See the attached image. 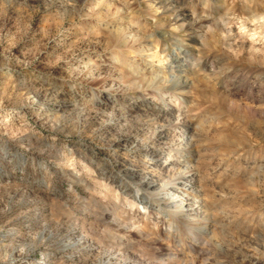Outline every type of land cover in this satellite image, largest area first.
I'll list each match as a JSON object with an SVG mask.
<instances>
[{
	"label": "rangeland",
	"instance_id": "374dc122",
	"mask_svg": "<svg viewBox=\"0 0 264 264\" xmlns=\"http://www.w3.org/2000/svg\"><path fill=\"white\" fill-rule=\"evenodd\" d=\"M262 18L0 0V264H264Z\"/></svg>",
	"mask_w": 264,
	"mask_h": 264
},
{
	"label": "bare ground",
	"instance_id": "6f19581e",
	"mask_svg": "<svg viewBox=\"0 0 264 264\" xmlns=\"http://www.w3.org/2000/svg\"><path fill=\"white\" fill-rule=\"evenodd\" d=\"M262 19H264V18H262ZM126 37V36H125ZM127 39V38H126ZM152 57H155L154 55L152 56ZM175 59H178V57L177 56H175L174 57ZM159 65H160V67H162L164 64H163V62H160L159 63ZM155 79V78H154ZM179 82V81H178ZM181 86H184L185 85V82H182L181 84H180ZM173 87V86H172ZM171 89V88H170ZM184 135V134H183ZM181 174V173H180ZM179 174V176H176L177 178L176 179H179L180 178V175ZM178 175V174H177ZM147 182V181H146ZM187 183V182H186ZM183 184V182H180L178 185H179V187L178 188H183V187H186V186H188V183L187 184ZM145 184V187L147 188V187H149L151 184H152V182H147V183H144ZM190 184V183H189ZM191 185V184H190ZM167 186V184H163V186L161 187V189H160V192H157V194H156V196L157 197H162V196H165V187ZM168 190H170V189H173V187L172 186H170V187H168L167 188ZM143 190H144V188H143ZM177 196V195H176ZM160 199V198H159ZM163 198H161V200H162ZM172 199H170V201H171ZM174 203V204H176L177 206L176 207H174L175 209L173 210V212L175 213L174 214V216H178V215H180V213H182L181 212V209L183 208V206H181L182 205V201H180V200H176V201H171V203ZM181 202V203H180ZM170 203V202H169ZM170 203V204H171ZM185 206H186V204H185ZM189 206L190 205H188L186 208L187 209H189ZM166 207H167V205H166ZM191 207V206H190ZM65 246H67V245H65ZM69 247V246H68ZM133 262V261H132Z\"/></svg>",
	"mask_w": 264,
	"mask_h": 264
}]
</instances>
